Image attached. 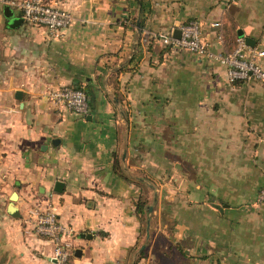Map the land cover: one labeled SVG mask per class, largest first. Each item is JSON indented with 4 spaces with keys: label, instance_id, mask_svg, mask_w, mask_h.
<instances>
[{
    "label": "crops",
    "instance_id": "obj_1",
    "mask_svg": "<svg viewBox=\"0 0 264 264\" xmlns=\"http://www.w3.org/2000/svg\"><path fill=\"white\" fill-rule=\"evenodd\" d=\"M59 4L74 15L59 35L0 5V264H55L26 219L48 199L74 264H264V83L162 39L197 19L214 51L264 49V0ZM64 84L88 91L87 114L49 98Z\"/></svg>",
    "mask_w": 264,
    "mask_h": 264
},
{
    "label": "built area",
    "instance_id": "obj_2",
    "mask_svg": "<svg viewBox=\"0 0 264 264\" xmlns=\"http://www.w3.org/2000/svg\"><path fill=\"white\" fill-rule=\"evenodd\" d=\"M6 4L18 7L26 21L45 25L51 35H59L74 20L72 11L61 6L59 0H0V5ZM179 27L182 31L180 37L174 36L171 31L162 36L163 41L170 45L183 46L205 58L218 60L226 66L227 78L231 82L255 78L264 83V63L261 60L264 49L254 47L244 36H238L232 50L214 51L202 36L197 19H190ZM219 39H223L222 35ZM48 96L54 103L63 104L77 113L89 112L90 95L84 87L64 84L52 89ZM50 195H54V192ZM257 200L264 201V186L259 189ZM26 219L38 234L53 241L52 257L55 264H74V229L58 219L51 200L48 199L46 207H30Z\"/></svg>",
    "mask_w": 264,
    "mask_h": 264
},
{
    "label": "water",
    "instance_id": "obj_3",
    "mask_svg": "<svg viewBox=\"0 0 264 264\" xmlns=\"http://www.w3.org/2000/svg\"><path fill=\"white\" fill-rule=\"evenodd\" d=\"M4 11H5V15L8 17L9 21V25H15V24H18V22L20 21H23V17H19V16H13V11L11 9V6L6 4L4 5ZM181 29L180 28H176L174 30V36L176 37H180L181 36ZM247 42L250 44V45H254L255 44V40L250 37V36H245ZM20 93H21V90H18L17 92V96L18 97H21L20 96ZM63 186H64V182L61 181V180H57L56 181V190L58 191H62L63 190ZM150 186L152 187L153 191H154V197H153V202L150 203L148 205V220L150 221V218H151V215H152V211H153V208H154V203L156 202L157 200V197H158V193H157V190H156V186L151 183ZM14 196H16V193H13Z\"/></svg>",
    "mask_w": 264,
    "mask_h": 264
},
{
    "label": "trees",
    "instance_id": "obj_4",
    "mask_svg": "<svg viewBox=\"0 0 264 264\" xmlns=\"http://www.w3.org/2000/svg\"><path fill=\"white\" fill-rule=\"evenodd\" d=\"M115 169L120 172L122 175H124L125 177L135 180L136 182L140 183V180L131 178L128 174L125 173L124 169L122 168L121 162L119 160V158L117 157L116 154V160H115ZM144 183V182H142ZM149 200L147 198H145L144 196H140V198L137 200V210L138 212L142 213V215L145 216L146 212V207L148 206Z\"/></svg>",
    "mask_w": 264,
    "mask_h": 264
}]
</instances>
